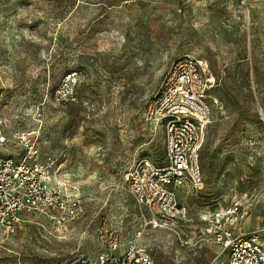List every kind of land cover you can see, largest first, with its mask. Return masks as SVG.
Segmentation results:
<instances>
[{"label": "rangeland", "instance_id": "obj_1", "mask_svg": "<svg viewBox=\"0 0 264 264\" xmlns=\"http://www.w3.org/2000/svg\"><path fill=\"white\" fill-rule=\"evenodd\" d=\"M184 55L206 61L218 104L201 149L205 188L180 196L192 215L241 200L246 223L264 225V0H0V125L11 140L0 153L29 139L41 160L56 157L84 211L63 231L23 213L15 233L0 231V264L94 258L104 222L135 239L142 223L123 176L138 160L163 164L164 131L143 114ZM138 244L159 264H207L218 250L154 228Z\"/></svg>", "mask_w": 264, "mask_h": 264}, {"label": "built area", "instance_id": "obj_2", "mask_svg": "<svg viewBox=\"0 0 264 264\" xmlns=\"http://www.w3.org/2000/svg\"><path fill=\"white\" fill-rule=\"evenodd\" d=\"M73 83L68 77L62 85L68 99L74 97ZM213 87L206 61L184 55L172 62L143 114L151 126L164 131L163 164L138 160L123 176V189L140 213L142 229L134 240L123 242L117 226L101 223L98 254L94 258L81 254L66 264H159L138 244L147 228L174 233L182 247L218 249L207 264H264V225L246 228L249 205L218 200L192 215L180 196L205 188L201 149L213 105L218 104ZM10 141L0 125V145ZM82 204L81 187L73 175L56 157L41 160L31 140L24 139L22 153H0V231L15 233L21 215L30 212L45 216L63 231L82 216Z\"/></svg>", "mask_w": 264, "mask_h": 264}, {"label": "crops", "instance_id": "obj_3", "mask_svg": "<svg viewBox=\"0 0 264 264\" xmlns=\"http://www.w3.org/2000/svg\"><path fill=\"white\" fill-rule=\"evenodd\" d=\"M248 220H249V219H248ZM246 222H247V221H246ZM260 225H263V224L258 223L257 225L252 226L251 223H246V228H247L248 230H252V229H255L256 227H258V226H260Z\"/></svg>", "mask_w": 264, "mask_h": 264}, {"label": "trees", "instance_id": "obj_4", "mask_svg": "<svg viewBox=\"0 0 264 264\" xmlns=\"http://www.w3.org/2000/svg\"><path fill=\"white\" fill-rule=\"evenodd\" d=\"M201 165H202V159H201ZM202 168H203V166H202Z\"/></svg>", "mask_w": 264, "mask_h": 264}]
</instances>
